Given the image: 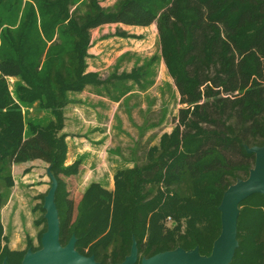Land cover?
Here are the masks:
<instances>
[{
  "label": "trees",
  "instance_id": "obj_1",
  "mask_svg": "<svg viewBox=\"0 0 264 264\" xmlns=\"http://www.w3.org/2000/svg\"><path fill=\"white\" fill-rule=\"evenodd\" d=\"M113 24L156 25L161 59L185 107L141 162L133 150L134 165L116 171L114 190L91 183L75 207L65 178L79 173L81 161L66 166V108L88 87L112 101L146 92L160 60L130 72L117 67L106 79L88 72L92 32ZM253 146H264V0H118L108 8L101 0H0V264H22L28 249H41L47 228L41 204L39 246L31 239L24 251L3 246L1 211L15 186V162L49 164L63 246L74 235L80 254L120 264L135 240L140 264L177 248L211 254L223 195L254 168L245 149ZM238 241L231 264H264V196L240 204Z\"/></svg>",
  "mask_w": 264,
  "mask_h": 264
},
{
  "label": "rangeland",
  "instance_id": "obj_2",
  "mask_svg": "<svg viewBox=\"0 0 264 264\" xmlns=\"http://www.w3.org/2000/svg\"><path fill=\"white\" fill-rule=\"evenodd\" d=\"M116 1L117 0H101V4L103 6H111ZM104 30V33L100 32L99 36L97 35L96 38L93 32L91 39L90 52L92 50L94 51L96 47L98 52L102 51L101 55L98 58L96 57V59H94L95 55H91V59L88 60V67L91 66L103 79H106L116 68V62H118V58L121 54H126L128 52L132 53L129 58L125 59L122 64L123 66L119 69V73L123 71L130 72L135 66L141 65L145 60L153 56H158L160 59L154 66V85L146 92H141L136 88V98L132 99V101H126L127 107L131 106L134 109L137 108L136 105L142 109L151 107V112L146 118L149 127L154 126V128L152 127L145 135L140 136L139 133L136 134L134 130L132 131L133 128L129 126L127 127L129 130L128 135H123L122 138L118 140V144L120 148H122L124 154H126V158L130 157L128 148L134 147V150H136L138 147L137 151H139V154L137 152V155L140 158L139 162H141L146 156V150L152 146L158 145L163 134H170L173 131L177 124L179 110L185 106L180 104V95L173 79L168 73L166 65L161 59L156 25H152L148 29L130 28L125 31L122 28L111 27ZM119 30L128 34V37L119 36L117 34ZM103 38L106 39L101 43ZM9 81L11 86L16 82L15 79H10ZM81 111L82 110H80V112ZM121 113L122 115L124 114L123 111ZM117 115L118 114H116V116ZM142 116H139L138 111L133 113L134 120H138V122H140V119L142 121ZM108 118L107 122H109V120H112V122L116 120L114 116L112 117L113 119L110 116ZM124 118L128 123L127 117L124 116ZM107 122L106 125L108 127L105 128L108 130L111 125L107 124ZM67 133L69 134V137L66 139L69 145L67 154L69 153L68 161L71 162L69 164L72 165L77 161H81V167H79L80 173L76 177L66 179L69 198L74 202V206L76 207L83 193L91 183H99L106 189H111L109 191H112L115 188L114 173H116V170L121 168H132L133 166L131 163H123L121 158L118 159L115 155L108 152V147L110 146L109 138L113 132L105 136L99 134L97 143L90 146L97 153H89V155L84 151V148L85 150L88 148L87 146H89V143L85 141L83 135L77 134L78 132L71 126L67 129ZM88 135L93 137L95 134ZM114 142H112L113 146L115 145ZM70 165L66 164V166ZM49 167V164L41 159L29 160L21 163L15 162L13 165L12 173L15 186L12 190V203H14V206L11 208L12 206L6 205L1 211V215L3 214L4 216V222L2 224L4 227V237H6L3 246L8 243V247L12 251L21 250V247H25L24 249L27 250L30 235L27 231L29 232V229H33L34 238L36 240V242L32 243H34L36 247L39 246V233L43 229V226L39 229L36 227L38 215L35 211L32 212V209L37 202L43 204L44 199L36 200L38 196L34 194V191L30 187L40 185L43 182L42 180H44L47 186V190L44 194L45 198L51 188V180L47 174V169ZM32 181L35 183H32ZM74 214H76V211ZM31 220H33V225H30L32 223ZM167 221H169V218ZM25 226L27 230L24 229ZM16 244L20 245L16 246Z\"/></svg>",
  "mask_w": 264,
  "mask_h": 264
},
{
  "label": "water",
  "instance_id": "obj_3",
  "mask_svg": "<svg viewBox=\"0 0 264 264\" xmlns=\"http://www.w3.org/2000/svg\"><path fill=\"white\" fill-rule=\"evenodd\" d=\"M247 154L255 156V165L249 171L247 179H238L225 191L218 208L221 214V233L215 240L211 254L204 256L199 247L186 251L177 248L159 253L150 258H143L140 264H231L239 247L238 221L240 204L249 197L259 194L264 196V146L246 147ZM51 188L44 198L43 209L46 231L41 238V249H28L22 264H100L94 256H84L76 250L77 239L73 235L67 245L60 242L61 223L56 204L58 181L47 169ZM139 253L134 240L129 256L120 264H137ZM3 264H7V259Z\"/></svg>",
  "mask_w": 264,
  "mask_h": 264
},
{
  "label": "crops",
  "instance_id": "obj_4",
  "mask_svg": "<svg viewBox=\"0 0 264 264\" xmlns=\"http://www.w3.org/2000/svg\"><path fill=\"white\" fill-rule=\"evenodd\" d=\"M113 5L103 6L101 4V6L105 7V8L112 7ZM111 27L122 28L126 31V29H130V28L148 29L151 26L148 28H142V27L125 26L122 24L106 25V26H103L101 28L94 30L93 31L94 35H95L94 37L96 38L97 35L99 36L100 32L104 33V31H105L104 29H109ZM156 29H157V27H156ZM93 32H92V34H93ZM104 39H106V38H103L101 43H103ZM93 40H92V42H93ZM101 53H102V51L98 52L96 47H95L94 51L92 50L90 52V50H89L88 60L91 59V55H95L94 59H96V57L98 58L101 55ZM131 55H132V53H130V52H128L126 54H121L118 58V62H116L117 63L116 68L119 67V69H121V67L123 66L122 64L124 63L125 59L129 58ZM124 56H127V57L121 61V58ZM87 64H88V61H87ZM87 71L91 72V73H96V71L91 66L88 67ZM135 91L136 90H134L129 95H126L125 97H123L119 101H112L111 99H109L106 96L98 95L94 92V89L91 87H88L87 89H85L80 94L74 95L73 99L76 100V103L70 104L65 110L66 120H65L64 132L67 134V138L69 137L68 136L69 134L67 133V129L71 126L73 129L76 130V132H78L77 134L83 135L86 142L88 141L89 146H87L88 148L86 150L84 148V151L86 153H88V155H89V153H92V154L97 153L90 146L91 145L93 146V145H95V143H97V141L99 140V137H98L99 134L101 136H105V135H108L111 132H113V134H112L113 136L111 135L110 138L108 137L109 142H110L109 145L111 146V147L109 146L110 148L108 147V152L110 154L115 155L118 159L121 158L123 163H125V164L131 163L133 166L134 163L132 162V153H133L134 147L128 148V151H130V157L126 158V154H124V152L122 151V148H120V146L118 144V140L121 139L123 135H128L129 130L127 129V127H129V126H131L133 128L132 131L134 130L136 134L139 133L140 136L145 135V133L149 129H151L152 127L154 128V126L149 127V125L147 124V118H146V116H148V114L151 112V109H150L151 107L150 108H144V109L139 108L137 105H136V107L138 109L137 108L134 109L131 106L127 107L126 101H128V100L132 101V99L136 98ZM80 110H82V111L80 112ZM117 110H119V111H117ZM122 111L124 112L123 115L121 113ZM135 111H138L139 116L143 115L142 121H141V119L139 120L140 122H138V120H134L133 113ZM116 114H118V115L116 116ZM109 116L111 118L113 116L116 117L115 118L116 120L115 121L113 120V122H112V120L111 121L109 120V122H107L109 119L108 118ZM124 116L127 117L128 123L126 122ZM106 122H107V124L111 125L108 130L105 128V127H108L106 125ZM113 123H114V125H113ZM75 127H77V128H75ZM88 134H90V135L95 134V135L93 137H91ZM108 138H105V139H108ZM112 142L115 143L114 146L112 145ZM67 145H68V141H67ZM68 149H69V145H68ZM79 152H81V151H79ZM68 156H69V153L67 154L66 164L70 165L69 163H71V162L68 161ZM79 173H80V170H79ZM77 175L71 176V177H76ZM71 177H69V178H71ZM69 178H65V182H66V179H69ZM98 178H99V176H98ZM42 181H43L42 184L30 187L34 191V194L38 196L36 198V200H42V196H44V194L47 190V188H46L47 186L45 184V181L44 180H42ZM32 183H35V182L32 181ZM109 190H111V189H109ZM12 201H13V194H12L11 199L9 200V203L7 204V206L9 205V206H12L11 208H13L14 203H12ZM39 205H41V204L39 202H37L36 205H34V208L32 209V212L35 211L36 214L38 215V218L40 216L39 210L37 209ZM1 218H2V223H3L4 222L3 214L1 215ZM31 222L32 223L30 225H33V220H31ZM22 226H23V224H22ZM36 227L39 229L42 226L38 227L36 225ZM28 228H30V227H28ZM24 229L27 230V227L25 226ZM27 233H30L29 239H31L32 242H36V240L34 238L33 229H29V232L27 231ZM17 245L19 246L20 244H16V246ZM33 245H34V243H33ZM24 248L25 247H21V250H16V251H24L25 250ZM13 251H15V250H13Z\"/></svg>",
  "mask_w": 264,
  "mask_h": 264
},
{
  "label": "built area",
  "instance_id": "obj_5",
  "mask_svg": "<svg viewBox=\"0 0 264 264\" xmlns=\"http://www.w3.org/2000/svg\"><path fill=\"white\" fill-rule=\"evenodd\" d=\"M170 220V219H169Z\"/></svg>",
  "mask_w": 264,
  "mask_h": 264
}]
</instances>
